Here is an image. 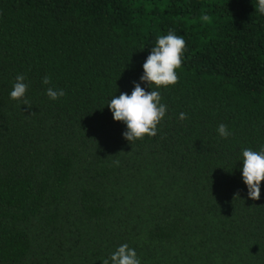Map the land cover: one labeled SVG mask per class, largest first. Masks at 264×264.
<instances>
[{
	"label": "trees",
	"instance_id": "1",
	"mask_svg": "<svg viewBox=\"0 0 264 264\" xmlns=\"http://www.w3.org/2000/svg\"><path fill=\"white\" fill-rule=\"evenodd\" d=\"M255 2L0 0V264H102L124 243L141 264H264V181L248 198L238 161L264 147ZM169 31L185 50L166 116L130 143L107 100Z\"/></svg>",
	"mask_w": 264,
	"mask_h": 264
},
{
	"label": "clouds",
	"instance_id": "2",
	"mask_svg": "<svg viewBox=\"0 0 264 264\" xmlns=\"http://www.w3.org/2000/svg\"><path fill=\"white\" fill-rule=\"evenodd\" d=\"M255 10L264 15V0H256ZM184 50L185 40L175 32L169 31L166 35L158 36L142 65L143 74L139 82H133L134 87L131 93L122 92L119 96L113 95L107 100L106 105L114 121H120L126 125V131L122 135L128 142L143 139L145 136L157 135L158 125L165 118L168 110L167 105L161 102L159 89L177 83L176 70L181 67ZM50 83V77L42 78V84L49 85ZM142 83L147 84L151 91L142 87ZM27 89L28 84L25 82V77L17 75L9 98L22 100L23 105L30 108L26 97ZM46 95L55 101L64 97L66 93L63 89L48 87ZM179 118L185 119L186 114L180 113ZM216 131L222 138H227L231 134L225 124H220ZM238 161H242L240 171L242 182L247 187L248 198L259 200L261 181H264V147L260 150L243 148ZM101 262L102 264H141L136 250L127 243L120 244Z\"/></svg>",
	"mask_w": 264,
	"mask_h": 264
}]
</instances>
